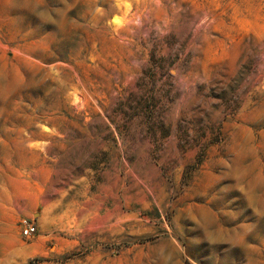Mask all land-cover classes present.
I'll return each mask as SVG.
<instances>
[{
  "label": "rangeland",
  "instance_id": "1",
  "mask_svg": "<svg viewBox=\"0 0 264 264\" xmlns=\"http://www.w3.org/2000/svg\"><path fill=\"white\" fill-rule=\"evenodd\" d=\"M0 264H264V0H0Z\"/></svg>",
  "mask_w": 264,
  "mask_h": 264
},
{
  "label": "built area",
  "instance_id": "2",
  "mask_svg": "<svg viewBox=\"0 0 264 264\" xmlns=\"http://www.w3.org/2000/svg\"><path fill=\"white\" fill-rule=\"evenodd\" d=\"M22 226V234L24 237L29 238L32 234L35 232L34 224L31 222H28L27 220L21 221Z\"/></svg>",
  "mask_w": 264,
  "mask_h": 264
}]
</instances>
